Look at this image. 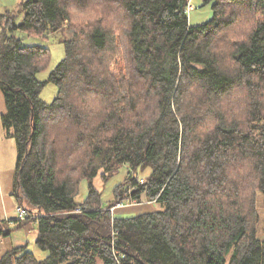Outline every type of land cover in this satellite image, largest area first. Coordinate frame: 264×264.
<instances>
[{
	"label": "trees",
	"instance_id": "16d2710c",
	"mask_svg": "<svg viewBox=\"0 0 264 264\" xmlns=\"http://www.w3.org/2000/svg\"><path fill=\"white\" fill-rule=\"evenodd\" d=\"M189 3L26 0L0 16L2 124L17 148L14 194L33 215L0 219V237L34 221L49 253L26 244L0 264H264V0H204L212 17L200 25ZM59 31L65 58L41 82L51 51L17 34ZM124 167L105 203L93 181ZM143 196L164 210L111 211Z\"/></svg>",
	"mask_w": 264,
	"mask_h": 264
},
{
	"label": "rangeland",
	"instance_id": "374dc122",
	"mask_svg": "<svg viewBox=\"0 0 264 264\" xmlns=\"http://www.w3.org/2000/svg\"><path fill=\"white\" fill-rule=\"evenodd\" d=\"M22 1L26 0H0V16L5 15L8 12H15L19 9V5ZM204 5V0H190L189 3V21L191 19V25H200V23L204 22L206 19H208L210 13H211V5ZM231 7L229 10L231 12H235L236 16L237 14H241L244 10L243 8H239L236 5H230ZM204 11V12H203ZM231 14V13H230ZM245 16L246 20L250 19V15L247 11H244L242 14V17ZM22 15L19 16L17 19L18 22L22 20ZM246 29V27H245ZM233 35L234 39H243L246 36V33L244 32V29H242L237 23L233 27ZM18 37L22 40L23 46H39L42 48H48L51 51V59L49 64L46 66V68L37 75V79L41 82H48L50 73L63 61L65 58V46H64V39H66L67 34L64 31H59L56 33H51L47 35L46 38H39V37H29L26 33L19 32ZM58 96V86L54 83H47L46 86L43 88L41 93V100L46 103H52ZM237 98V97H236ZM233 102L236 103L235 99H232ZM230 115V114H229ZM131 170L127 167H124L117 173L115 176L111 177L106 183L103 182L101 176H98L93 181L95 187L102 192L103 199L105 203H110L113 200V191L118 186L121 185L126 179L130 177ZM150 173V170L144 173L142 177L147 176ZM134 177H137L136 174H134ZM139 178V176H138ZM132 187L130 184L128 188ZM88 193V184L87 182H83L80 185V194L77 198V201L79 203L83 202L87 196ZM13 199L15 204H20V206H28L26 201H24V196L21 194L13 195ZM262 199H259V212L261 215V222L259 224V235L263 236V227H264V207L263 203L261 201ZM121 204V203H119ZM118 204V205H119ZM118 205L113 208L111 211L113 212L115 217L120 218H130L135 215H137V212L140 213V211H162L164 208L160 204H156L155 202H149L145 196H143L141 203L138 206L134 207H127L124 209H119ZM120 210V211H119ZM28 211V210H27ZM127 212V213H126ZM131 212V214L129 213ZM30 214V211H29ZM10 217H13L14 221L20 220V217L17 213V211H12L10 214ZM33 215H29L26 219H29ZM37 223L34 221H31L26 227L22 229L15 230L10 237L3 238L0 237V260L4 257L6 253L9 251L23 246L22 242H24V245L28 244V250L34 253L35 257L38 260L45 259L49 253L44 252L40 250L36 244V237H37Z\"/></svg>",
	"mask_w": 264,
	"mask_h": 264
},
{
	"label": "crops",
	"instance_id": "0c3cea01",
	"mask_svg": "<svg viewBox=\"0 0 264 264\" xmlns=\"http://www.w3.org/2000/svg\"><path fill=\"white\" fill-rule=\"evenodd\" d=\"M211 9V7H210ZM204 12V11H203ZM212 17L211 13L204 22H208ZM191 23V19H190ZM7 113V107L5 103V97L0 89V219H5L8 221H14L13 217H10L12 211H17L21 207L19 203L17 205L14 202V181L17 163V148L15 141L9 137L7 131L2 124V116ZM120 211V210H119ZM152 212L150 211H140L135 216H139L143 213ZM127 213V212H126ZM131 214V212H129ZM19 215V213H18ZM133 216V217H135ZM120 218V217H119ZM24 246V242H22Z\"/></svg>",
	"mask_w": 264,
	"mask_h": 264
},
{
	"label": "built area",
	"instance_id": "2783aa9c",
	"mask_svg": "<svg viewBox=\"0 0 264 264\" xmlns=\"http://www.w3.org/2000/svg\"><path fill=\"white\" fill-rule=\"evenodd\" d=\"M141 203V201H128V202H122L121 204L118 205L119 209H124L127 207H134V206H138ZM18 213H19V217L20 220H26L27 217H29V211H27L26 208L24 207H20L18 209ZM118 230H116L115 233H117Z\"/></svg>",
	"mask_w": 264,
	"mask_h": 264
}]
</instances>
